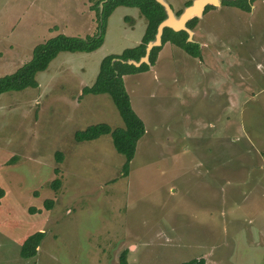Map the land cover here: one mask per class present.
Wrapping results in <instances>:
<instances>
[{
	"label": "rangeland",
	"instance_id": "rangeland-1",
	"mask_svg": "<svg viewBox=\"0 0 264 264\" xmlns=\"http://www.w3.org/2000/svg\"><path fill=\"white\" fill-rule=\"evenodd\" d=\"M166 1L175 14L191 2ZM96 2L0 0V75L59 33L96 34ZM144 28L118 5L99 47L61 51L35 86L0 93V264H264V0L206 6L192 28L200 57L166 41L153 64L122 73L144 127L125 171L109 133H75L124 126L108 93L83 88Z\"/></svg>",
	"mask_w": 264,
	"mask_h": 264
},
{
	"label": "trees",
	"instance_id": "trees-1",
	"mask_svg": "<svg viewBox=\"0 0 264 264\" xmlns=\"http://www.w3.org/2000/svg\"><path fill=\"white\" fill-rule=\"evenodd\" d=\"M101 1L102 0H97L95 6L97 15L100 17L98 20L99 30L96 34L80 37L59 33L43 42L35 44L28 61L13 72L0 75V93L35 86L37 84L35 74L38 71L44 70L48 63L61 51L90 52L96 49L102 43L103 23L110 12L118 5L136 7L145 21L144 33L140 42L136 46L123 49L119 54L105 55L99 63V70L95 81L89 87L83 88L85 92L108 93L119 109L124 120V126L112 128L106 123H97L88 126L85 130L77 131L75 133V137L78 140H88L101 134L109 133L112 137V142L116 151L125 156L124 170L127 171L129 161L134 155L136 141L142 136L144 127L143 122L130 106L129 96L123 86L121 75L124 72L130 73L144 70L149 64H153L160 46L151 49L149 54V64L144 63L139 67L122 63L115 58L123 60L133 58L137 60L142 56L147 41L153 39L156 26L165 17V13L162 6L155 0H106L103 2L101 13H98V5ZM252 1L254 0H249V2L247 0H223V3L226 5L237 6L242 10H249ZM189 3L190 1L185 5ZM197 19L198 17L195 16L190 18L186 25L192 29ZM186 37L187 34L183 30L173 31L170 28L165 27L161 36V44L169 41L183 49L189 55L200 57L198 42L186 41ZM55 155L57 160H61V152H56ZM1 194L2 191L0 190V196ZM48 202L50 203V201ZM42 237V231H35L28 235L20 246L19 255L23 258L33 256L36 253V246H38ZM204 262V257L199 256L190 258L179 264H204ZM121 263L125 264L123 259L121 260Z\"/></svg>",
	"mask_w": 264,
	"mask_h": 264
},
{
	"label": "water",
	"instance_id": "water-1",
	"mask_svg": "<svg viewBox=\"0 0 264 264\" xmlns=\"http://www.w3.org/2000/svg\"><path fill=\"white\" fill-rule=\"evenodd\" d=\"M105 1L106 0H102L99 3L100 13L102 10L103 2ZM155 1L162 6L165 17L157 24L153 39L147 41L143 55L140 56L137 60L133 58H128L125 60L119 58L115 59H118L122 63L133 65L135 67H139L144 63L149 64L150 51L152 48L161 45V36L165 27L170 28L173 31L183 30L187 34L186 41L197 42L192 38L193 30L186 25L187 21L194 16L200 17L206 5H218L220 0H191V2L185 5L178 14H175V11L166 0Z\"/></svg>",
	"mask_w": 264,
	"mask_h": 264
},
{
	"label": "crops",
	"instance_id": "crops-1",
	"mask_svg": "<svg viewBox=\"0 0 264 264\" xmlns=\"http://www.w3.org/2000/svg\"><path fill=\"white\" fill-rule=\"evenodd\" d=\"M234 223H235V224L239 223V224L243 225L242 222H240V221H235ZM260 229H261L262 231H264V224L261 226Z\"/></svg>",
	"mask_w": 264,
	"mask_h": 264
},
{
	"label": "flooded vegetation",
	"instance_id": "flooded-vegetation-1",
	"mask_svg": "<svg viewBox=\"0 0 264 264\" xmlns=\"http://www.w3.org/2000/svg\"><path fill=\"white\" fill-rule=\"evenodd\" d=\"M248 2H249V0H247ZM208 5H211V4H208ZM208 5H206V6H208ZM218 5H221V0L219 1V4ZM205 6V7H206ZM214 6H216V5H214ZM232 6V5H231Z\"/></svg>",
	"mask_w": 264,
	"mask_h": 264
}]
</instances>
